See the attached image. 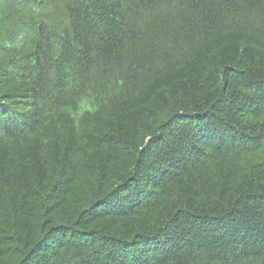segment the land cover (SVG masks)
I'll return each instance as SVG.
<instances>
[{
    "label": "trees",
    "instance_id": "obj_1",
    "mask_svg": "<svg viewBox=\"0 0 264 264\" xmlns=\"http://www.w3.org/2000/svg\"><path fill=\"white\" fill-rule=\"evenodd\" d=\"M0 264H264V0H0Z\"/></svg>",
    "mask_w": 264,
    "mask_h": 264
}]
</instances>
